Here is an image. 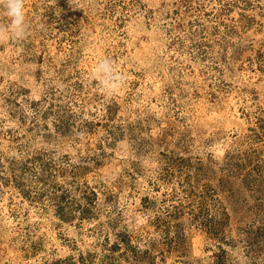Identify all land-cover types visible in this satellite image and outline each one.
I'll return each instance as SVG.
<instances>
[{"label":"rangeland","instance_id":"obj_1","mask_svg":"<svg viewBox=\"0 0 264 264\" xmlns=\"http://www.w3.org/2000/svg\"><path fill=\"white\" fill-rule=\"evenodd\" d=\"M25 13L0 42V264H264V0Z\"/></svg>","mask_w":264,"mask_h":264},{"label":"clouds","instance_id":"obj_2","mask_svg":"<svg viewBox=\"0 0 264 264\" xmlns=\"http://www.w3.org/2000/svg\"><path fill=\"white\" fill-rule=\"evenodd\" d=\"M72 3V0H69ZM0 8L7 23H0V42L5 40L22 42L32 32V25L25 13V0H0ZM93 77L98 80V88L105 95L118 92L126 82L125 75L117 70L115 62L105 58L95 67Z\"/></svg>","mask_w":264,"mask_h":264}]
</instances>
